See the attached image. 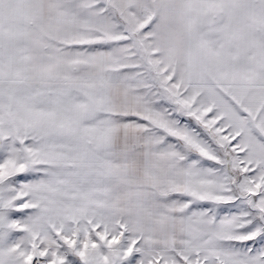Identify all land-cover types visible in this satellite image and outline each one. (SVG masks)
<instances>
[{
	"label": "snow or ice",
	"instance_id": "6c2138e0",
	"mask_svg": "<svg viewBox=\"0 0 264 264\" xmlns=\"http://www.w3.org/2000/svg\"><path fill=\"white\" fill-rule=\"evenodd\" d=\"M0 264H264V0H0Z\"/></svg>",
	"mask_w": 264,
	"mask_h": 264
}]
</instances>
